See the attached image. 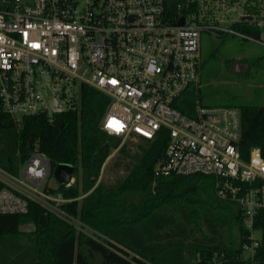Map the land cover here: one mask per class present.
Listing matches in <instances>:
<instances>
[{
    "label": "built area",
    "instance_id": "1",
    "mask_svg": "<svg viewBox=\"0 0 264 264\" xmlns=\"http://www.w3.org/2000/svg\"><path fill=\"white\" fill-rule=\"evenodd\" d=\"M170 11L167 0H0V114H43L53 123L78 113L83 87L104 94L110 102L99 126L120 145L166 133L155 177L210 176L216 196L237 204L242 241L213 264H260L264 158L258 148L240 153V110L196 104L187 116L175 105L199 81L203 34L264 47V0H177ZM52 174L36 150L17 174L0 168V214H25L35 203L98 240L62 209L72 199L49 192Z\"/></svg>",
    "mask_w": 264,
    "mask_h": 264
},
{
    "label": "trees",
    "instance_id": "2",
    "mask_svg": "<svg viewBox=\"0 0 264 264\" xmlns=\"http://www.w3.org/2000/svg\"><path fill=\"white\" fill-rule=\"evenodd\" d=\"M176 3L167 0L174 15ZM252 34L258 38L261 32L253 30ZM207 59L215 60V52L208 53ZM251 59H239L237 64H244L239 65L243 68L240 75H248L246 67L260 65L258 59ZM233 63L232 58H226L221 64L230 69ZM204 66L201 60L198 83L186 89L175 107L187 116L196 104L237 107L240 153L246 157L250 149L258 148L264 158V100L259 102L257 97L248 102L239 96L236 103H204V96L209 100L218 93L232 95L230 90L209 86L218 71ZM203 83L209 88L205 93ZM81 93L78 113L60 114V128L43 114L19 121L0 114V168L17 174L35 150L49 159L53 171L58 164L71 165L74 183L70 187L58 184L49 192L72 199L62 209L102 237L97 240L78 232L30 203L25 214H0V264H213L234 256L244 235L238 206L216 196L213 178L154 176L167 142L164 131L153 141L119 145L114 167L125 173L112 184L98 180L105 160L117 149L114 143L118 139L99 126L109 97L87 87ZM27 224L34 225L35 232L19 231ZM255 226L262 238L257 259L264 264V210L256 215Z\"/></svg>",
    "mask_w": 264,
    "mask_h": 264
},
{
    "label": "rangeland",
    "instance_id": "3",
    "mask_svg": "<svg viewBox=\"0 0 264 264\" xmlns=\"http://www.w3.org/2000/svg\"><path fill=\"white\" fill-rule=\"evenodd\" d=\"M201 60L205 64V68H213L218 73L217 76L212 78L209 86L218 87L220 90H230L232 95L221 96L220 93L208 97L204 96V103L212 101V103H236L239 96L243 97L245 101L251 102L258 97V101L264 100V58L258 57L264 55V47L250 42H245L236 38H215L203 34L201 36ZM215 52L216 59L208 60V53ZM250 57L251 60L258 59V66H250L247 68L246 76L240 73H233L224 64H221L223 59H233L234 62L242 61V58ZM207 59V60H206ZM239 65H244L242 62ZM247 65V64H246ZM245 65V66H246ZM203 93L207 92L209 88L206 84L201 85ZM205 95V94H204ZM234 96V97H232ZM137 143L138 141L128 140L125 143ZM131 144H129L130 147ZM121 147V145L119 146ZM132 151L135 147L131 146ZM118 149H113L110 155L105 160L99 179L105 184H112L115 178L123 175L125 172L120 168H115L114 163L118 155ZM74 180V178H73ZM75 181V180H74ZM50 187H55L59 183L54 176L48 180ZM80 198V196H79ZM90 228V227H89ZM19 240L20 237L18 238Z\"/></svg>",
    "mask_w": 264,
    "mask_h": 264
},
{
    "label": "water",
    "instance_id": "4",
    "mask_svg": "<svg viewBox=\"0 0 264 264\" xmlns=\"http://www.w3.org/2000/svg\"><path fill=\"white\" fill-rule=\"evenodd\" d=\"M181 23H182V19L177 24H181ZM230 70L233 73H240L243 70V68L241 66H239L237 64V62H234L232 64ZM53 110L55 112H61L63 109L60 108V109H53ZM52 125L56 128H60V127H62L63 122L60 118H56L53 121ZM119 145H120V142L118 140H116L114 143V146L117 148ZM72 171H73V168L71 165L58 164L55 167L52 175L54 176V178L56 179V181L59 184H65L70 180V178L72 176ZM19 231L23 232V233H33V232H35V226L31 225V224H27V225L22 226L19 229Z\"/></svg>",
    "mask_w": 264,
    "mask_h": 264
},
{
    "label": "snow or ice",
    "instance_id": "5",
    "mask_svg": "<svg viewBox=\"0 0 264 264\" xmlns=\"http://www.w3.org/2000/svg\"><path fill=\"white\" fill-rule=\"evenodd\" d=\"M109 127H111V123L109 124Z\"/></svg>",
    "mask_w": 264,
    "mask_h": 264
}]
</instances>
